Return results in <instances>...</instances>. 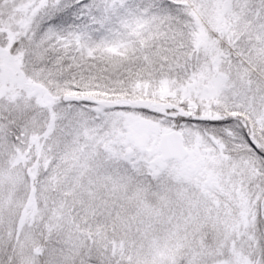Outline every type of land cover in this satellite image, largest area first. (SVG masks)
Instances as JSON below:
<instances>
[{
    "label": "snow or ice",
    "instance_id": "obj_1",
    "mask_svg": "<svg viewBox=\"0 0 264 264\" xmlns=\"http://www.w3.org/2000/svg\"><path fill=\"white\" fill-rule=\"evenodd\" d=\"M0 264H264V0H0Z\"/></svg>",
    "mask_w": 264,
    "mask_h": 264
}]
</instances>
